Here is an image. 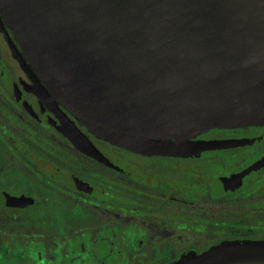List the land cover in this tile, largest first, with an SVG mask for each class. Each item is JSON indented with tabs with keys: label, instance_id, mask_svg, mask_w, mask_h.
<instances>
[{
	"label": "flooded vegetation",
	"instance_id": "obj_1",
	"mask_svg": "<svg viewBox=\"0 0 264 264\" xmlns=\"http://www.w3.org/2000/svg\"><path fill=\"white\" fill-rule=\"evenodd\" d=\"M52 96L0 6V264H180L264 241V124L203 133L225 146L198 156L149 155ZM57 105L112 165L72 144Z\"/></svg>",
	"mask_w": 264,
	"mask_h": 264
},
{
	"label": "water",
	"instance_id": "obj_2",
	"mask_svg": "<svg viewBox=\"0 0 264 264\" xmlns=\"http://www.w3.org/2000/svg\"><path fill=\"white\" fill-rule=\"evenodd\" d=\"M0 6L53 103L114 145L198 156L225 146L194 140L203 133L264 124V0H0ZM57 108L72 144L112 165ZM180 264H264V241L224 242Z\"/></svg>",
	"mask_w": 264,
	"mask_h": 264
},
{
	"label": "rangeland",
	"instance_id": "obj_3",
	"mask_svg": "<svg viewBox=\"0 0 264 264\" xmlns=\"http://www.w3.org/2000/svg\"><path fill=\"white\" fill-rule=\"evenodd\" d=\"M192 254H194V253H192Z\"/></svg>",
	"mask_w": 264,
	"mask_h": 264
}]
</instances>
